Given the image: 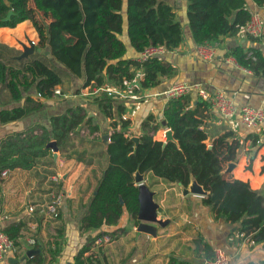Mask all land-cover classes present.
<instances>
[{"label": "trees", "instance_id": "trees-1", "mask_svg": "<svg viewBox=\"0 0 264 264\" xmlns=\"http://www.w3.org/2000/svg\"><path fill=\"white\" fill-rule=\"evenodd\" d=\"M184 1L187 25L195 45L212 44L222 36L235 35L250 15L246 0ZM251 1L256 6L264 5V0ZM8 11L10 14L5 19ZM36 13L46 20L35 30L41 39L40 48H46L47 54L33 52L15 59L20 52L0 44V94L5 93L6 103H20L1 108L0 123L18 120L39 110L42 100L51 98L53 89L65 81L69 84L71 78L81 79L76 93L80 88L87 89L88 102L109 120L110 132H100L84 108L76 105L50 115L48 128L31 123L0 138L1 170L32 166L48 150L46 144L51 140L62 158L86 163L84 151L72 150L77 128H86L89 134L98 132L89 141L90 145L97 142L101 133L108 134L104 150L93 155L104 156L106 164L78 221V231L88 237L71 264H92V255L97 253L84 254L90 251L95 238L104 234L110 240L115 237V231L102 228L115 226L122 215L126 214L133 225L137 224V186L132 177L135 169L163 182L183 186L191 175L207 192L201 201L210 208L214 218L236 224L241 238H249L264 248V196L245 181L224 178L222 166L235 160L241 144L231 132H224L207 146L202 121L203 113L210 108L206 101L189 95L167 98L161 116L173 139L163 145L153 140L152 133L159 123L148 114L141 121V133L135 144L126 134L128 120L121 119L126 110L124 99L104 89L109 85L126 90L136 70L140 71V78L136 86L130 87L133 93L153 88L160 78L174 74V67L160 57L143 61L125 58V46L120 38L124 29L136 53L148 45H161L166 51L176 48L182 41V30L174 8L164 0H0V27H14L24 20H32ZM227 54L238 66L264 76V55L258 48L243 49L237 45ZM93 89L97 90L93 92ZM249 137L254 146L255 137ZM246 167L249 168V162ZM19 228L18 223L10 224L2 231L16 243ZM60 237L58 234L57 238ZM53 245L45 249L49 260L58 252V241ZM195 245H202L204 259L212 256L213 252L200 238L195 239ZM45 256L37 264H43ZM97 258L95 264H98ZM261 263L264 264V258Z\"/></svg>", "mask_w": 264, "mask_h": 264}, {"label": "crops", "instance_id": "crops-1", "mask_svg": "<svg viewBox=\"0 0 264 264\" xmlns=\"http://www.w3.org/2000/svg\"><path fill=\"white\" fill-rule=\"evenodd\" d=\"M164 1L174 8L182 30L181 43L160 56L174 67L175 72L171 77L160 78L155 87L133 93L130 87L136 86L140 78V71L136 70L135 78L127 83V89L123 91L128 120L127 135L138 138L141 133V121L146 115L151 114L155 122L159 123L152 133V139L164 141L163 133L166 127L161 124V112L167 97L163 92L175 83L199 82L208 90L222 91L238 107L247 105L264 110V76L238 66L227 54L230 48L237 45L243 49L260 50L256 40L245 35L240 29L235 35L220 37L213 43L215 46L211 58L202 59L195 53L196 45L192 41L186 20L185 1ZM246 4L250 11H255L263 19L264 33V5L256 6L251 0H246ZM122 14L124 16V3ZM43 18L44 23L46 20ZM21 35L24 40L30 38L35 42L39 39L38 32L33 29L29 20H24L11 28L0 27V44L19 50L12 41L19 43ZM120 38L125 46L124 57L135 59L137 53L130 47L124 29ZM40 51L47 54L46 48H40ZM73 79L71 78L70 83L66 85H74ZM79 86L75 85L73 88L74 94H64L62 89L60 96L43 99V105L39 110L18 120L0 123V138L8 132L23 130L31 123L37 122L48 128L47 119L50 115L76 105L84 108L100 132L108 131L109 120L98 112L94 104L88 102L86 93L79 92L81 88L79 93H76ZM30 93L33 94L34 91L31 90ZM137 95L139 99L135 97ZM189 96L192 99L195 97L194 94ZM54 99H58L56 103H52ZM6 101L5 93L0 94V109L20 104ZM202 121L207 132V143L210 144L224 132H231L233 137L240 141L236 158L230 161L234 165L223 173L224 178L245 181L251 189L264 196V169L261 170L264 157V120L258 127L247 128L240 124L238 116L224 120L209 108L203 113ZM82 130H85V133H82ZM76 133L78 136L71 142L72 150L84 151V158L88 160L86 163L73 158L64 159L57 150L54 157L48 148L30 167L3 168L7 169V173L3 177L0 176V230L16 223L20 224V228L15 249L4 252L0 264H37L40 258L45 256V249L48 246L54 247L55 240L58 241V252L51 260L46 254L43 264H71L73 256L88 237V234L78 231V221L106 164L104 156L93 155L104 150L105 145L100 141L102 133L94 145H90L89 141L97 136L98 132L89 134L86 128H78ZM249 136L255 137L254 146L251 145ZM248 162L249 168L246 167ZM224 168L225 164L222 166V169ZM54 174L59 178L53 179ZM143 174L142 183L152 192V201L157 204L155 218L163 224H155V234L150 235L138 232L136 225L133 224L131 228L124 227L121 223L128 221L129 218L126 214L122 215L115 226L102 228L115 231L116 235L100 249L97 255L98 264H178L182 261L185 264H200L205 253L202 245H195L197 238L205 242L212 252L215 249L223 250L230 256V264H262L264 248L249 238L238 237L236 224L214 218L210 208L201 201L205 195H182L177 183L163 182L147 173ZM50 190L62 194L54 217H48L39 211V206L49 200ZM29 205L33 207L32 211H27ZM58 234H61L60 238H57ZM27 235L36 240V245L28 246L25 243ZM229 237L232 240H229ZM30 249H38L39 252L26 257L25 253Z\"/></svg>", "mask_w": 264, "mask_h": 264}, {"label": "built area", "instance_id": "built-area-1", "mask_svg": "<svg viewBox=\"0 0 264 264\" xmlns=\"http://www.w3.org/2000/svg\"><path fill=\"white\" fill-rule=\"evenodd\" d=\"M263 19L255 13V11H250L249 19L241 27V30L245 35L256 40L258 43L262 55H264V33H263ZM214 44H202L195 46V53L198 57L202 59H210L214 52ZM165 48L161 45L154 46L148 45L145 46L140 52L137 53L135 60L143 61L150 57H160L164 52ZM235 63V62H234ZM236 64V63H235ZM97 89H93L95 92ZM108 94L111 95H120L119 91H111L105 89ZM54 94L60 95L58 89H53ZM163 94L167 98H175L182 95L194 94L195 97H199L202 100L206 101L210 108H212L222 119L231 120L235 116H238L240 124L247 128H255L261 125L264 120V110L260 107H251L247 105L237 106L231 98L226 96L222 91L218 89L208 90L199 82L192 83H175L171 85ZM7 173V169L0 170V176L3 177ZM59 178L55 174L53 179ZM62 194L60 192H53L50 190L49 200L39 206V211L41 214H45L48 217H54L56 215L58 206L61 202ZM33 207L29 205L27 211H32ZM238 237H241L242 234H236ZM229 240H232L229 237ZM25 243L28 246L36 245V240L27 235L24 239ZM110 237L107 234L97 237L93 240L90 251L86 252L84 255H89L91 252L97 253L93 254L91 258V263L95 264L94 259L99 255L98 247H103L104 245L110 242ZM15 249V243L11 238L7 236L3 231L0 230V258L6 251H13ZM200 264H230V256L227 255L221 249L213 250L212 256L210 258L203 259Z\"/></svg>", "mask_w": 264, "mask_h": 264}, {"label": "water", "instance_id": "water-1", "mask_svg": "<svg viewBox=\"0 0 264 264\" xmlns=\"http://www.w3.org/2000/svg\"><path fill=\"white\" fill-rule=\"evenodd\" d=\"M10 14V11L7 12L6 18H8ZM21 51L18 55H15L13 58L15 59H21L25 58L28 55L32 54L33 52H40L39 47H35L33 41L30 39H25V43L19 42ZM161 124L165 126L164 120L161 121ZM164 141L162 142V145L168 141L172 140V134L171 131L166 128L164 130ZM135 144L137 143V137H129ZM100 141L106 145L108 142V136L107 134H102L100 136ZM46 146L53 152V156L56 155V146L55 143L51 140L49 141ZM233 162H226L225 168L221 170V173L229 171L233 167ZM143 173L138 172L137 169L132 173L133 182L137 186V212H136V230L138 232H144L150 235L155 234V224L156 225H162L163 222L160 220H157L155 218L156 215V208L157 204L152 201V192L148 189V187L142 183L143 180ZM177 186L179 187L180 193L182 195L186 194H193V195H199L204 196L207 194V192L195 181V179L190 175L189 180L186 186H183L180 183H177ZM94 193V192H93ZM39 252L38 249H30L26 251L25 256L29 257L32 254H35Z\"/></svg>", "mask_w": 264, "mask_h": 264}, {"label": "rangeland", "instance_id": "rangeland-1", "mask_svg": "<svg viewBox=\"0 0 264 264\" xmlns=\"http://www.w3.org/2000/svg\"><path fill=\"white\" fill-rule=\"evenodd\" d=\"M43 17L42 16H36V15H34V17L32 18V20H29V22L31 23V26L33 27V29H35V27L37 26H39V28H41V25H40V23H43ZM30 39V38H29ZM13 42V44H15L16 45V47H18V49L19 50H17L18 52H20V50H21V48H20V45H19V43H17L16 41H12ZM19 42H22V43H25V40H24V37L21 35V37H20V39H19ZM33 43H34V46L36 47V46H38V47H40L41 46V39H38V40H36L35 42L33 41ZM128 45V44H127ZM73 81H74V85H71L70 84V86H67L66 85V82L67 81H65L62 85H60V87L58 88L60 91L59 92H63L64 91V94H74L75 92L73 91V88L75 87V85H80V83H81V80H79V79H73ZM108 88H111V91H119V92H121V97L120 98H123L124 97V94H123V91H125V90H120V89H118V88H115V87H112V86H107V87H105L104 89H108ZM62 89H63V91H62ZM78 89V88H77ZM77 89H76V91H77ZM74 92V93H73ZM80 93H86V95H87V89H81L80 91H79ZM125 93V92H124ZM57 96H60V95H58V94H54V95H52V97H57ZM137 99H139L138 98V95L137 96H135ZM141 98V97H140ZM45 100H47V99H45ZM56 100H58V99H54V100H52V103H56ZM135 102V101H134ZM58 104V103H57ZM54 105V104H53ZM46 108H47V106H46ZM131 109H132V107H131ZM45 113V112H44ZM45 114H47V113H45ZM121 119H127L126 118V114H125V112L122 114V116H121ZM79 128H82V127H79ZM127 129H128V127H127ZM77 130H78V128H77ZM108 130V129H107ZM83 132L82 133H85V130H82ZM109 132H110V129L108 130ZM107 131V132H108ZM108 132V133H109ZM104 134H107V133H104ZM126 134H128L127 133V130H126ZM131 134V133H130ZM107 136H108V134H107ZM97 140H99V138H97ZM207 146H209V143H207ZM130 220V219H129ZM126 221V222H123V223H121L124 227L126 226V228L128 229V228H131L132 227V221ZM136 222H137V220H136ZM125 229V228H124Z\"/></svg>", "mask_w": 264, "mask_h": 264}]
</instances>
